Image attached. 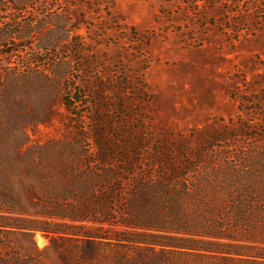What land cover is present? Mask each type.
I'll return each mask as SVG.
<instances>
[{"label": "trees", "instance_id": "trees-1", "mask_svg": "<svg viewBox=\"0 0 264 264\" xmlns=\"http://www.w3.org/2000/svg\"><path fill=\"white\" fill-rule=\"evenodd\" d=\"M49 1L0 0V31L9 12L50 10ZM23 31L6 37L22 39ZM68 58L50 70L38 59L24 70L0 61V264H264L263 162L252 152L211 159L209 147L202 148L201 165L138 159L133 149L131 158L110 152L103 141L114 135L97 128L103 109L98 87L81 67L83 56L78 68ZM31 75L43 83L36 90L60 98L78 123L76 136L68 131L32 142L30 132L52 111L45 106L28 113L21 93ZM113 221L125 229L113 230ZM37 231L49 238L42 248Z\"/></svg>", "mask_w": 264, "mask_h": 264}, {"label": "rangeland", "instance_id": "rangeland-1", "mask_svg": "<svg viewBox=\"0 0 264 264\" xmlns=\"http://www.w3.org/2000/svg\"><path fill=\"white\" fill-rule=\"evenodd\" d=\"M49 2L50 10L9 12L1 20L7 28L0 31L5 35H0V61L24 70L38 59L40 68L50 70L71 56L78 68L83 56L81 67L102 97L97 128L114 135L103 141L110 152L131 158L133 149L138 159L167 157L178 165H201L202 148L209 147L211 159L217 154L233 160L252 152L264 164V0ZM63 8L67 12L60 15ZM15 30H24V37H6ZM42 85L36 75L22 83L28 113L45 106L52 111L30 132L32 142L61 138L68 131L76 136L78 123L70 121L55 93L49 91L48 97L35 89ZM88 141L96 151V142ZM168 146L170 151H164ZM112 223L113 230L125 229ZM34 240L38 248L49 243L40 231Z\"/></svg>", "mask_w": 264, "mask_h": 264}]
</instances>
